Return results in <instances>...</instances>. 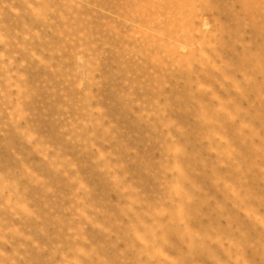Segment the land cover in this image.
Here are the masks:
<instances>
[{
  "label": "rangeland",
  "instance_id": "rangeland-1",
  "mask_svg": "<svg viewBox=\"0 0 264 264\" xmlns=\"http://www.w3.org/2000/svg\"><path fill=\"white\" fill-rule=\"evenodd\" d=\"M0 264H264V0H0Z\"/></svg>",
  "mask_w": 264,
  "mask_h": 264
}]
</instances>
